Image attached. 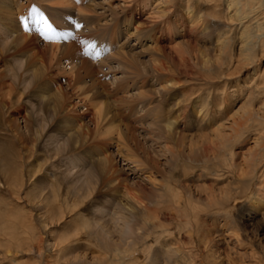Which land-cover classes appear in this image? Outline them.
I'll return each mask as SVG.
<instances>
[{
    "label": "bare ground",
    "instance_id": "bare-ground-1",
    "mask_svg": "<svg viewBox=\"0 0 264 264\" xmlns=\"http://www.w3.org/2000/svg\"><path fill=\"white\" fill-rule=\"evenodd\" d=\"M80 1L87 3L80 4L81 14L95 12L94 0ZM137 1L146 17L126 12L124 30L147 56L152 77L137 72L142 82L133 100L113 98L104 104L92 94L88 103L97 130L107 122L96 135L124 146L138 166H149L153 199L125 182L107 147L93 144L96 136L85 121L90 109L75 113L77 105L53 77L58 51L62 60L80 61L67 72L70 89L82 90L78 84L84 77L96 76L82 46L50 41L44 45L52 50L49 65L30 22L22 30L32 0H0V264H82L71 262L81 243L111 256V264H123L122 258L143 264L139 257L148 259L163 242L166 262L240 264L219 250L214 235L222 228L244 247L237 217L264 223V0ZM65 4L58 0L55 5ZM13 62L19 67L12 69ZM94 82L96 90L110 93L101 80ZM25 84L29 89L22 90ZM28 100L41 114L26 108ZM155 103L150 126L163 145L165 173L143 149L128 115L135 104L142 112L145 104ZM51 116L47 133H40L41 121ZM119 119L129 125L122 124L124 133ZM56 141L62 146H54ZM65 161L72 169L89 167L88 173L84 178L57 174ZM100 197L115 202L139 225L133 241L123 229V244L112 245L111 229L96 221L95 211L90 215ZM220 220L223 227L216 224ZM41 225L58 227L48 233L50 251ZM244 254L245 264H264V251Z\"/></svg>",
    "mask_w": 264,
    "mask_h": 264
},
{
    "label": "rangeland",
    "instance_id": "rangeland-1",
    "mask_svg": "<svg viewBox=\"0 0 264 264\" xmlns=\"http://www.w3.org/2000/svg\"><path fill=\"white\" fill-rule=\"evenodd\" d=\"M65 1L68 4H65L64 6H56L55 4H57L58 0H44L43 3H39V1L37 0H32V3L30 4L31 11L29 9L30 24L32 25V22L30 21L32 17V9H37L39 12L43 13L45 17L49 18L54 23L58 31H61V30L71 31L73 33L74 39H69L66 41H59V43L64 46L68 45V42L70 43V40H71V41H75L76 44L79 43L78 46H82L83 48L85 44L83 45L81 44L82 40L85 41L86 38L87 39L89 38V40H91L92 38H96V34L98 32H101L102 30L107 29L108 27H111V24L117 27L115 28L116 29L115 34H120L122 36V41L120 42L116 40L117 47L113 50L110 49V51L112 50L110 53H107L106 56H104L103 58L97 61L92 60L90 57L86 55H82L83 58L89 64V66L93 67V69L96 71V76L84 77L83 82L78 84V87L80 86V88L83 87L84 89L82 88V90L81 89L74 90V88L70 89L69 87L66 86L67 84L66 79L69 78V75L67 72H69V70L72 67H74V64L75 65L80 64V61L72 60L69 57H67V59L62 60L60 51H58V53L56 54L57 59L55 58V60L57 62L55 60H54L55 62L54 61L52 62L51 71L52 73L55 74V76L53 77L56 78L58 81H60L64 85L65 92L68 94V98H70L69 102L77 105V107L74 110L75 113L76 112L80 113L82 111H85L87 108L90 109V112L88 113L89 116L85 118V121L86 123L88 122L87 123L88 127L90 128L92 133H94L93 136L94 135L96 136L95 140H94V137H92L93 140L91 141L93 142V144L95 143L101 144L102 146L107 147L110 155H112V157L115 159V162L117 164L116 167H118V169L117 168L116 169L117 171L119 170L118 171L119 175L122 176L125 182H127V184H129L131 187L133 186V189L135 190L136 193H139L141 196H144L148 199H153L152 197L153 193L151 192L153 188L150 187L151 184H150V180L148 179V176L150 175V172H149L150 170L148 169L149 166H146V165L138 166L139 163L135 162L136 160L135 158L127 157V149L124 146H121L120 144H116L114 141L110 142V140L105 139L106 136L103 134H102L103 138H100L99 135L102 132V127L106 126L107 122H103L104 124L101 123L102 125L100 124L99 126L101 127V130L98 131L97 123L92 122V119H94L93 114H95V112L93 111V108H91V106L88 103V100L93 97L92 94L93 95L96 94V96L99 95L100 96L99 100L103 101L104 104L111 102L113 98L114 99L116 98L126 99L127 98V100H130V99L133 100L138 95V92H139L138 88L141 86L142 79L137 78V72L138 73L143 72V75H145L144 77H146L148 74L151 75V72H150L151 70H149L150 63L148 62L147 56L141 53L139 49L140 46L139 47L136 46L138 42L126 36V32L124 30L125 24L123 22L125 21V18H127L126 15L128 13L126 12H130V13L133 12L135 16L137 15L139 16L138 13H141V17H146V14L145 12L140 11V7H138L136 4L138 2L137 0L135 1L132 0L133 2L131 3H130V0H127V1L125 0H94L95 2L92 5L94 4L96 5L95 12L89 11V13H84V14H81L79 12V10H81L80 4L81 5L85 4L84 2L80 0H65ZM86 5L87 3L84 6ZM77 24L80 25L79 28L76 27ZM69 25H71V27H69ZM31 29H32V26H31ZM33 33L35 32L33 31ZM35 34L38 35L40 45H43V46H40V50L42 52L43 50H45L44 53L46 52L48 53V54L43 53L48 58L47 59V63H48L50 55H51L50 52L52 50L47 47H44V45H48L50 41L43 40L42 37H40L38 33H35ZM96 39L98 43H101V39L99 38H96ZM75 42H72V43H75ZM120 47L124 49L123 52L126 53L125 56H121L122 51H120L119 49ZM11 64H12L11 65L12 69L13 68L16 69L19 67L18 62H13ZM48 64L50 65V63ZM138 65H140V67ZM95 78H97V80H101V82L105 83V85L110 87L109 88L110 93L108 95L104 93L102 90H98V89L96 90L95 88L96 83L94 82ZM75 85L77 86V84ZM24 88L29 89L28 84L27 85L25 84V86L22 87V90H24ZM86 94L88 95L91 94V95L87 99H85ZM28 101L30 103V100ZM34 104L35 103L31 101L29 105L30 107L27 106L26 108L27 109L30 108L31 111L34 113L36 111L40 113V111ZM154 105H156V103L147 104V105L145 104L144 111L137 112V104H135L136 109L133 112L129 113L128 115L132 119L130 120V123L132 126L131 125L130 126L137 129L135 131V135L137 139L141 142V145L144 147L143 149L149 152L152 155V157L158 161L159 163L158 165H160L159 166L160 169L158 168L159 172L162 171L163 173H165L166 166H168V164L166 161V157L163 155V153H161V148L163 147V145L161 146L160 139H158L157 137H154L153 134L151 133V131H153L155 127L150 126L151 119L149 118L150 116L149 111L155 107ZM129 107H127L126 109H128ZM113 111H114L113 112L114 114L117 113L116 110H113ZM90 113H92V115ZM139 117H142V118H139ZM49 118H50L49 120L45 119V121L44 120L41 121L39 125L40 127L38 129L40 133L42 134L44 132L47 133L48 131L47 124L49 125V123L51 122L52 116ZM90 118L91 120H89ZM138 119H141V120L139 121ZM118 122L121 123V127H122V124L128 125L126 122L120 121V119L118 120ZM18 123L20 124L21 128L24 127V121L22 119H18ZM120 132L121 133L125 132L124 127H122V131ZM96 134H99V135L97 136ZM104 140H107V142L106 141L104 142ZM46 141H47V138L43 140L44 143H46ZM62 144H63L62 141H56L54 143V146L55 145L62 146ZM128 146L130 148L136 147L132 143H129ZM139 155L141 156L140 157L141 161L146 160L144 159L145 154L143 152L142 153L140 152ZM72 168H73V165L65 161L62 167H59L57 174L68 175L73 172L72 173L73 175L78 173L77 178L78 176H81L80 178H84L83 176H86V173H88V169H89V167H80V166H78L75 169H72ZM120 172L123 174H121ZM155 176L158 182L162 180L161 175H155ZM137 187L140 189H138ZM145 188L146 190H144ZM97 200L98 201L94 203V206H93V209L91 210L90 215H93L95 211L97 213L96 217L98 218L96 221L99 222V224L106 225L105 231L107 228L111 229L109 230V232L113 234H108L107 236L109 238V241L112 243V245L120 246L123 244L122 239L120 238V235H121L120 232L123 229L125 231L129 230V232L127 233H128V236L129 235L131 236V237L129 236L130 242L133 241V239L137 236V233H140V231L138 232L137 229L135 230V227L138 228L139 225L134 223L130 219V217L127 216V214H125V212H122L121 210H119L120 208L118 205H116L115 202L113 204H109L107 197H100ZM101 210L104 211V213L101 212V215H100L98 211H101ZM34 211H36V209ZM37 222L40 223L39 219L37 220ZM254 222L255 221H251L247 218H245L244 220H241V219L238 220V217H237V226L239 227V230H240L239 232L240 237L243 240H245L247 244L244 247H240V243H238L235 238H229L226 234H224V232L225 233L227 232L224 231L222 228H220L219 234L221 235L219 234L214 235L215 240L218 243V247L220 248L219 250H224V249L227 250L232 255V257L235 258L236 261H238L240 264H245V261H241V258L244 253L246 255L247 254L252 255L253 251H257L259 253L263 252L264 251V225H263L264 223L262 221H258L256 223ZM216 224L217 226L221 225L223 227L225 223L222 220H220V222L217 221ZM41 227H42V230L44 231L43 233L47 234L46 237H47L48 246L46 249L47 251H50V249H52V246L50 245L52 244V241L49 238L51 235L49 236L48 233L51 230L52 231L57 230L58 227L56 226L46 227L44 225H41ZM131 228H133V230H131ZM220 236H222L223 238ZM165 243L163 242L162 244L164 245ZM81 244H83L80 246L81 249L71 256V259H72L71 262H74V263L78 262L82 264H111V260H112L111 256L103 255L99 253L97 250H93V248L89 244H86V243H81ZM162 244H158L157 246L155 245L154 248L157 247L156 251H153V254H151L148 259H145L144 256L139 257L140 261L144 262L143 264H176L172 260L166 262L167 259L164 258L163 256L164 253L162 252V248H161ZM121 260L123 264L133 263V261H129L130 259L126 260L125 258H122Z\"/></svg>",
    "mask_w": 264,
    "mask_h": 264
},
{
    "label": "snow or ice",
    "instance_id": "snow-or-ice-1",
    "mask_svg": "<svg viewBox=\"0 0 264 264\" xmlns=\"http://www.w3.org/2000/svg\"><path fill=\"white\" fill-rule=\"evenodd\" d=\"M31 22L36 26L37 31L43 36L45 40L49 41H66L69 39H74L73 33L71 31H58L53 27V24L49 22L43 13L39 12L37 9H32ZM71 27V25H69ZM77 28L80 27L79 24L76 25ZM29 21L28 18H25L22 22V30H28ZM86 43V42H85ZM94 44H87L85 48L86 55H92L93 49H95ZM95 55L99 57L100 53L95 52Z\"/></svg>",
    "mask_w": 264,
    "mask_h": 264
}]
</instances>
